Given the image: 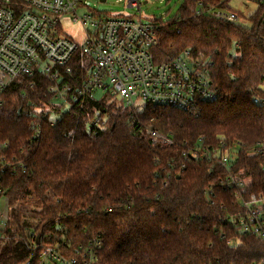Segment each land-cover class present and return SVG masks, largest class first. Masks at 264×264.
I'll use <instances>...</instances> for the list:
<instances>
[{
    "label": "trees",
    "instance_id": "obj_1",
    "mask_svg": "<svg viewBox=\"0 0 264 264\" xmlns=\"http://www.w3.org/2000/svg\"><path fill=\"white\" fill-rule=\"evenodd\" d=\"M248 21L242 26L196 16L195 4L185 0L176 18L165 23L155 61L185 51L211 61L219 92L198 115L170 107L146 114V126L171 134L175 147L154 146L132 126L122 105L105 99L73 102L51 126L42 110L53 105L52 82L39 73L14 80L0 96V155L25 160L29 171L1 180L11 211L0 264H28L29 245L37 237L54 245L65 236L81 243L99 233L104 248L98 264L264 263L261 240L218 220L224 212L219 205L233 197L216 189L212 205V185L223 174H212L207 162L181 157L184 143L212 148L226 140L251 148L264 140V105L253 103L254 97L264 100V6ZM84 65L78 53L72 75L61 83L68 85L69 99L85 79ZM96 109L108 113V126L90 134L85 121ZM37 125L42 138L32 143ZM249 160L244 176L252 177L251 189L264 190V173Z\"/></svg>",
    "mask_w": 264,
    "mask_h": 264
},
{
    "label": "built area",
    "instance_id": "obj_2",
    "mask_svg": "<svg viewBox=\"0 0 264 264\" xmlns=\"http://www.w3.org/2000/svg\"><path fill=\"white\" fill-rule=\"evenodd\" d=\"M191 1L195 4L196 16L240 24L241 15L231 5L234 0H216L217 3L212 0ZM243 1L255 3L257 10L264 6V0ZM142 5L143 0H129V6L139 11ZM81 8L90 9L88 0H0V96L14 80L39 73L52 82L51 91L56 92L53 105L43 111L49 115L51 126L57 124V120L51 117L54 115L61 119L73 102L108 101L111 97L121 103L132 126L145 133L154 146L162 149L175 147L176 140L171 134L142 123L138 117L146 114L140 112L139 107L144 105L151 113L170 107L198 115L203 103L219 98L218 89L212 82V62L185 51L169 61L157 63L153 51L166 22L145 23L141 18L124 15L103 16L94 9L80 15ZM69 15L85 28H91L82 45L62 35L61 20ZM78 53L91 58V68L84 66L85 79L69 99L66 96L69 87L61 83L72 75V63ZM253 103L264 105V100L254 97ZM107 115L101 109L88 114L85 121L87 132L96 134L105 130ZM41 138L42 132L37 125L31 141L37 143ZM181 152L183 161L207 162L212 174L218 171L223 174L218 178V185H212L211 189L213 206H216V189L233 196L229 204L222 202L219 205L224 211L218 218L221 224L232 226L238 233L255 236L264 245V190L251 189L252 177L244 176L250 167L247 165L249 159H254L264 173V140L251 148L238 143L228 144L226 140L213 142L212 148L184 143ZM236 167L240 170L236 171ZM28 171L25 160L17 157L9 160L0 155L1 239L5 237L11 211L9 201L3 195L1 180L4 176L16 172L27 174ZM225 237L227 233L221 236L222 239ZM42 241L41 238L40 244L35 240L29 245L32 258L28 264H98L104 248L100 233L81 243H74L66 236L54 245H43ZM228 244L234 247L236 243L231 240ZM250 264L264 263L254 261Z\"/></svg>",
    "mask_w": 264,
    "mask_h": 264
},
{
    "label": "rangeland",
    "instance_id": "obj_3",
    "mask_svg": "<svg viewBox=\"0 0 264 264\" xmlns=\"http://www.w3.org/2000/svg\"><path fill=\"white\" fill-rule=\"evenodd\" d=\"M146 1L148 0H143L142 9L141 11H139L138 8H133L129 6V0H106L105 2H102L101 0H88L90 9L86 10L85 8H81L79 10V13L80 15H84L85 13H90L94 9L97 13L103 14V16H106V15L132 16L135 19L141 18L145 23H151L154 20H158V21L163 20V22H168L176 18L185 0H157V1L149 0L147 3L144 4V2ZM240 3L241 2L237 0L232 1V5L235 8V10L242 12L239 23L242 26H249L248 18L256 12L257 5L253 2H246V6L240 5ZM60 27H61L63 36L70 38L71 40L75 41L79 45H82L84 43L87 32L91 31V28L89 26H86L85 28L81 23L74 21L72 15L64 17L61 20ZM83 58H84L85 68L90 69L91 68V58L89 57H83ZM99 94L100 93H98L97 96H99ZM107 102L110 105L115 104L117 106H121V103L118 100L111 99V97L110 99H108ZM45 110L46 109L42 110V112ZM139 110H141L140 112L147 114V116L150 114L151 115L153 114L151 113L150 109L148 107H145L144 105L139 107ZM157 110H155L154 113H156ZM42 115L43 117H47V118L49 117L48 114L46 115L42 114ZM145 117L146 115L138 117L140 118V120L142 121L144 125L147 124V119H145ZM107 118L109 120L108 115H107ZM51 119H53L54 121L57 120V123L61 120L59 116H54V115L51 117ZM150 121L152 122L151 119ZM1 205L2 204H0V206ZM9 206H10V203H9ZM1 237L2 235L0 234V241H1ZM1 247L2 245L0 242V249Z\"/></svg>",
    "mask_w": 264,
    "mask_h": 264
},
{
    "label": "crops",
    "instance_id": "obj_4",
    "mask_svg": "<svg viewBox=\"0 0 264 264\" xmlns=\"http://www.w3.org/2000/svg\"><path fill=\"white\" fill-rule=\"evenodd\" d=\"M237 1H240V2H241L240 5H244V6H246V2H245V1H243V0H237ZM231 5H232V3H231ZM232 7H233V5H232ZM233 10L236 11L239 15L242 14L241 11L235 10L234 7H233ZM256 11H257V10H256Z\"/></svg>",
    "mask_w": 264,
    "mask_h": 264
},
{
    "label": "water",
    "instance_id": "obj_5",
    "mask_svg": "<svg viewBox=\"0 0 264 264\" xmlns=\"http://www.w3.org/2000/svg\"><path fill=\"white\" fill-rule=\"evenodd\" d=\"M102 2H105L106 0H101ZM36 244H40V237L36 239Z\"/></svg>",
    "mask_w": 264,
    "mask_h": 264
}]
</instances>
